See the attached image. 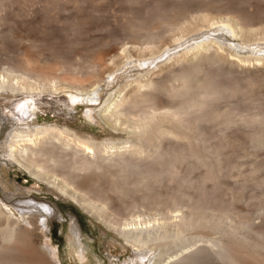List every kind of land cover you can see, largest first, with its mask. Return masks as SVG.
<instances>
[{
	"label": "bare ground",
	"instance_id": "6f19581e",
	"mask_svg": "<svg viewBox=\"0 0 264 264\" xmlns=\"http://www.w3.org/2000/svg\"><path fill=\"white\" fill-rule=\"evenodd\" d=\"M206 2L201 1L198 9L189 8L170 16L155 14L147 23L126 25L124 42L119 37H102L89 53H76L72 60L56 58L51 67L46 66L47 60L45 66L39 65L31 56L20 53L7 61L0 60V99L9 104L15 102L12 105H17L14 110L20 121L32 120L35 115L32 93L53 91L61 96L38 102L42 106L52 105L57 112L60 102L69 112L75 105H86L83 118L89 120L94 113L92 105L101 100V108L98 107L101 120L114 132L133 137L132 141H98L80 136L68 127L23 124L24 128L9 134L8 144V155L14 161L102 217L134 252L131 264H144L145 258L156 250H161V254L154 264H264V230L247 221L234 222L229 206L218 197L210 196L207 201L194 204L193 208L204 211L202 216L195 217L189 210L184 212L180 204L174 203L182 196L173 195L169 198L171 204L163 203L173 206L171 213L168 210V214L159 213L155 217L137 213L123 222L111 220L106 202L94 200L104 192L128 195L129 185L117 180L119 174L127 175L128 171L140 177L139 183L151 188L161 178L177 174L183 165L190 166L193 172L204 169L206 179L212 182L220 174L239 169L240 163L224 166L219 159L222 145L210 144L214 136L207 134L204 126L211 123L223 134L231 118H226V111L222 112L212 102L222 98L226 91L237 95L245 89L234 84L224 88L218 82L220 76H210L202 65L225 61L238 69L260 66L262 69L256 71L264 76V33L258 28L259 35L250 27L252 24L247 25L249 19L241 18L242 22H238L233 16L218 17L216 11L209 17L211 10L205 7ZM206 8L210 10L207 15ZM210 28L212 32L217 28L222 35L217 37L212 32L195 35ZM226 34L246 46L229 44L231 40ZM189 35L190 39L185 41ZM181 40L192 42L167 49ZM142 61L149 63L147 68L146 64H138ZM125 67L130 69L128 73H115ZM201 73L204 74L200 76ZM113 77L117 90L105 96L108 85L115 82ZM106 79L108 83H104ZM26 94L29 96L18 98ZM263 141L257 138L259 144ZM112 168L117 171H110ZM98 171L108 175L106 182L100 183L102 173L99 175ZM84 172H89V177L79 181L80 173ZM88 194L95 198H88ZM2 208L0 202V264H52L48 254L32 243V232L5 214L7 210L15 215L9 208L4 211ZM32 219L37 224L39 218L32 216ZM38 222L45 226L44 219ZM202 253L203 256L198 255Z\"/></svg>",
	"mask_w": 264,
	"mask_h": 264
},
{
	"label": "rangeland",
	"instance_id": "374dc122",
	"mask_svg": "<svg viewBox=\"0 0 264 264\" xmlns=\"http://www.w3.org/2000/svg\"><path fill=\"white\" fill-rule=\"evenodd\" d=\"M201 1H208L205 7L208 6L211 10L206 8L205 15L210 11L209 17L217 12L218 17L220 14H225L233 16L231 18L238 22L249 19L250 23L248 21L243 23L252 24L250 27L256 29L258 34L260 33L258 28L264 33V0H0V60L7 61L9 58L18 57L20 53V55L26 54L27 57L31 56L30 58H34L39 65L45 66L47 60L46 66L51 67L52 61L56 58L72 60L76 53H89L98 40L103 39L102 37H119L122 38L120 41L124 42L126 25L147 23L148 19L155 14L170 16L175 13H184L189 8L198 9ZM199 14L200 12L195 15ZM201 14L204 13L201 12ZM222 15L220 16L224 18L225 15ZM205 30L196 32L195 35L201 32L208 34L212 32V29ZM215 30L217 32L213 29L211 34L217 37L222 35V31L217 28ZM195 35L191 34V37ZM226 36L229 35L226 34ZM231 37L228 38L231 40L229 44L246 46L240 40ZM186 39L189 40L190 35L185 38V41ZM180 42H173L167 49L179 48L192 41L184 43V40H181ZM178 43L181 44L179 47ZM113 46L119 48V44ZM138 64H146L144 67L147 68L149 63L142 61ZM126 67L115 73L121 75L133 68L132 65L130 69ZM202 67L206 73L212 74L210 76L218 74L215 76H220L218 82L224 88L228 86L231 88L234 84L245 89L243 93L239 92L240 94L237 93V95L226 91L222 98L212 102V105L219 107L222 112L226 111L225 117L231 118L232 122L223 134H220L219 128H214L211 123L204 126L206 133L214 136L210 144L217 145L219 144L217 142H220L222 145L219 159L224 166L227 163H240L237 164L239 169L235 167L233 172L230 170L227 175L223 171L225 176L220 174L212 182L206 179L204 169L193 172L190 171V166L183 165L177 174L161 178L151 188L144 186V183H139L140 177L132 172L133 176L129 171L126 172L127 175L117 173L119 174L118 182L129 185L128 195L104 192L98 195L99 198L96 197L98 199L92 197V194L87 196L90 199L95 198L94 200L106 202V213L111 220L123 222L126 219L130 220L137 213H143L145 217L171 213L173 206L163 203L171 204L170 197L173 195L182 196L174 203L180 204L184 212L188 213L187 210H189V214L194 212L193 215L198 217L200 214L202 216L204 211L200 209L199 212V209L194 207L195 210L194 204L207 201L211 196L218 197L229 206L234 222L243 220L245 223L253 224L257 229L264 230V143L257 142L258 137L264 140V76L256 71L261 67L246 66V70L238 69L225 61L212 65L203 63ZM203 74L201 73L200 76ZM105 81L104 83H108L109 80ZM116 82L115 80L111 86L108 85L109 89L105 91V96L117 90ZM50 93L31 94L34 97L36 112L33 119L29 121H20L16 117L17 112L14 109L17 105L15 107L12 105L15 102L9 104L7 100L0 99V202L2 209L4 211L9 208L15 215H11L7 210L8 213L4 211L5 214L10 216V219L19 220L20 226L27 227L32 232V243L39 251L48 254L52 264H131L135 258L134 252L118 233L104 222L102 217L86 209L53 183L33 175L30 170L14 161L13 157H9V134L13 130L24 128L23 124L36 126L52 124L68 127L80 136L92 137L98 141L133 140L131 136L114 132L101 120L98 109L101 106V100L98 105H92L94 107L92 119L86 120L83 118L86 105H75L74 110L70 112L61 102V105H58L60 108L58 112L50 104L42 106L39 103L42 99L50 100L61 96L53 91L52 94ZM29 94L20 95L18 98L29 96ZM103 94L102 97L105 98ZM115 170L117 171V168L110 169L112 172ZM96 173L100 175L102 172ZM80 175L79 181H82L87 179L90 173L84 172ZM102 175L104 174L100 175V183L108 179L107 174L104 177ZM117 180L114 181L117 182ZM157 202L162 204L158 205ZM32 216L39 218L37 224L34 223L35 219H32L33 222L30 220ZM42 219L45 220L44 227L38 222ZM30 221L32 224H29ZM160 254L161 250L151 253L148 259L145 258L144 264H154Z\"/></svg>",
	"mask_w": 264,
	"mask_h": 264
},
{
	"label": "snow or ice",
	"instance_id": "6c2138e0",
	"mask_svg": "<svg viewBox=\"0 0 264 264\" xmlns=\"http://www.w3.org/2000/svg\"><path fill=\"white\" fill-rule=\"evenodd\" d=\"M45 211H47V209H45Z\"/></svg>",
	"mask_w": 264,
	"mask_h": 264
}]
</instances>
